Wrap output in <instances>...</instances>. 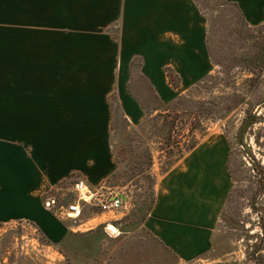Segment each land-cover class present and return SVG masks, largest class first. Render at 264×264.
<instances>
[{
    "label": "crops",
    "instance_id": "0c3cea01",
    "mask_svg": "<svg viewBox=\"0 0 264 264\" xmlns=\"http://www.w3.org/2000/svg\"><path fill=\"white\" fill-rule=\"evenodd\" d=\"M115 22L118 38L107 31ZM199 22L189 0H0V223H40L53 243L63 240L65 264H160L140 252L147 243L181 263L218 257L226 182L214 169L186 165V157L156 172L153 206L136 227L53 221L41 203L42 190L67 178L73 160L86 166L87 137L62 127L105 117L111 125L113 95L127 94L123 78L135 56L142 55L140 74L157 92L168 52L183 56L179 38L187 37L191 61L204 68L210 58ZM128 98L122 109L139 122L141 102ZM92 156L90 183L98 184L97 172L111 174L115 158Z\"/></svg>",
    "mask_w": 264,
    "mask_h": 264
},
{
    "label": "rangeland",
    "instance_id": "374dc122",
    "mask_svg": "<svg viewBox=\"0 0 264 264\" xmlns=\"http://www.w3.org/2000/svg\"><path fill=\"white\" fill-rule=\"evenodd\" d=\"M189 2L200 12L201 35L207 31L210 60L205 67L191 61L187 37L179 38L183 56L168 52V61L161 63L163 88L157 92L140 74L142 55L135 56L130 77L123 78L128 80L127 94L113 95L118 100L111 102V125L105 117L98 125L62 127L87 137L86 166L79 168L73 160L67 178L42 190L41 203L53 221L62 219L59 206L79 200L78 220L90 219L85 227L108 228L109 224L118 226V221L131 225L135 204L144 203L148 196L147 175L154 179V190L156 172H164L186 157V165L214 169L226 182L225 203L216 225L218 257L181 263L152 241L140 248L142 255L160 264H264V0ZM107 31L118 38V23ZM253 66L261 72L253 73ZM128 96L137 98L134 102H141L144 109L139 122L128 120L122 109L124 103L130 104ZM247 114L255 122L243 127ZM92 154L101 163L111 155L115 158L111 174L97 172L98 184L90 183L95 164ZM80 181L89 200L80 198L75 190ZM116 192L124 203L112 209L107 197ZM50 197L55 198V206H47ZM52 242L38 222L0 223V264H65L68 259L58 251V247L65 248L64 243Z\"/></svg>",
    "mask_w": 264,
    "mask_h": 264
},
{
    "label": "trees",
    "instance_id": "16d2710c",
    "mask_svg": "<svg viewBox=\"0 0 264 264\" xmlns=\"http://www.w3.org/2000/svg\"><path fill=\"white\" fill-rule=\"evenodd\" d=\"M207 50H208V54H209L208 45H207ZM209 57H210V54H209ZM250 69L255 74H259L261 72V70H262L260 67L258 69H256L255 66L250 67ZM249 117L251 118V115L250 114H247L243 118V123H244L243 127H246V126L252 124L253 122H255V119L254 118H251L249 120ZM145 156H146V160L148 162H150L149 161V160H151V154H150V152H147L145 154ZM145 170L146 169H142L140 172H145ZM147 177L150 178V185H149L148 190H147L148 191V196H146L147 198H146V200H145L144 203H141L139 205L134 203L135 206H134V208H133V210L131 212L132 213L131 217L133 219V221L131 223V226H134V227L138 226L139 224H141L145 220L146 216L148 215V213L150 212V210H151V208L153 206V202H154V198H155V196H154V190H153L154 179L149 174L147 175ZM100 227H102V226H100ZM60 243H63V240H61L59 242H55L53 244H57L58 245ZM58 251L61 252L62 254H64V252H65V250L62 247H58Z\"/></svg>",
    "mask_w": 264,
    "mask_h": 264
},
{
    "label": "built area",
    "instance_id": "2783aa9c",
    "mask_svg": "<svg viewBox=\"0 0 264 264\" xmlns=\"http://www.w3.org/2000/svg\"><path fill=\"white\" fill-rule=\"evenodd\" d=\"M82 184H84L83 181L75 183V190L78 192V195L80 196V198L82 197H81L79 189L82 186ZM123 203H124V198L122 197V195L120 193H114L112 194L109 200L108 206H110L112 209H116V208L123 206ZM46 204L48 207L55 206L56 205L55 198H51V197L48 198ZM80 211L81 210H80L79 200H73L69 204L61 205L59 206V209H58V213L61 215V217L70 219L73 221L78 220V217L81 213ZM106 229L110 230L109 227Z\"/></svg>",
    "mask_w": 264,
    "mask_h": 264
},
{
    "label": "bare ground",
    "instance_id": "6f19581e",
    "mask_svg": "<svg viewBox=\"0 0 264 264\" xmlns=\"http://www.w3.org/2000/svg\"><path fill=\"white\" fill-rule=\"evenodd\" d=\"M84 188H86L85 187V185L84 184H82V186L80 187V194H81V197L83 198V199H85V200H89L90 199V194H89V192H84L83 190H84Z\"/></svg>",
    "mask_w": 264,
    "mask_h": 264
},
{
    "label": "water",
    "instance_id": "95a60500",
    "mask_svg": "<svg viewBox=\"0 0 264 264\" xmlns=\"http://www.w3.org/2000/svg\"><path fill=\"white\" fill-rule=\"evenodd\" d=\"M124 198V197H123ZM112 227L114 230H117V227L114 225V224H109V226L108 227Z\"/></svg>",
    "mask_w": 264,
    "mask_h": 264
}]
</instances>
